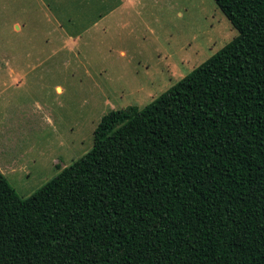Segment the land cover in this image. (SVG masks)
<instances>
[{
    "label": "trees",
    "instance_id": "trees-1",
    "mask_svg": "<svg viewBox=\"0 0 264 264\" xmlns=\"http://www.w3.org/2000/svg\"><path fill=\"white\" fill-rule=\"evenodd\" d=\"M237 36L27 198L0 172V264H264V0Z\"/></svg>",
    "mask_w": 264,
    "mask_h": 264
},
{
    "label": "rangeland",
    "instance_id": "rangeland-1",
    "mask_svg": "<svg viewBox=\"0 0 264 264\" xmlns=\"http://www.w3.org/2000/svg\"><path fill=\"white\" fill-rule=\"evenodd\" d=\"M237 36L213 0H0V172L27 198ZM59 88V89H57Z\"/></svg>",
    "mask_w": 264,
    "mask_h": 264
},
{
    "label": "crops",
    "instance_id": "crops-1",
    "mask_svg": "<svg viewBox=\"0 0 264 264\" xmlns=\"http://www.w3.org/2000/svg\"><path fill=\"white\" fill-rule=\"evenodd\" d=\"M57 89H59V88H57Z\"/></svg>",
    "mask_w": 264,
    "mask_h": 264
}]
</instances>
